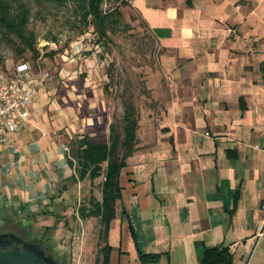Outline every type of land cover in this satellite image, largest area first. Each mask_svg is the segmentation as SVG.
<instances>
[{"label": "crops", "instance_id": "crops-1", "mask_svg": "<svg viewBox=\"0 0 264 264\" xmlns=\"http://www.w3.org/2000/svg\"><path fill=\"white\" fill-rule=\"evenodd\" d=\"M132 3L175 65L156 104L141 109L110 264H142L140 253L161 254L149 264H200L203 243L229 245L234 264H264V0ZM101 50L83 34L30 62V116L0 140V222L45 208L73 176L68 142L106 109Z\"/></svg>", "mask_w": 264, "mask_h": 264}, {"label": "rangeland", "instance_id": "rangeland-1", "mask_svg": "<svg viewBox=\"0 0 264 264\" xmlns=\"http://www.w3.org/2000/svg\"><path fill=\"white\" fill-rule=\"evenodd\" d=\"M13 6L24 1L29 10L28 30L37 51H20L22 43L15 33L6 34L0 26V72L22 60L35 64L62 52L66 47L92 30L88 39L96 41L91 23L83 19L82 0H6ZM219 1V0H215ZM250 0H236L235 5ZM105 10H118L117 19L104 40L101 53L105 58L107 80L103 96L106 109L92 130L107 137L110 123L120 119L124 106L122 94L133 95L139 114L145 106L156 104L161 85L172 81L174 71L171 52L159 42L132 0H103ZM90 26V27H88ZM88 27V29H86ZM86 29L85 32L81 31ZM168 55V56H167ZM75 173V170H74ZM103 178L76 180L73 176L61 183L45 208H18L8 211L0 222V232L12 231L45 247L49 254L64 264H95L104 244L101 223L96 217H82L81 208L90 207L91 199H100Z\"/></svg>", "mask_w": 264, "mask_h": 264}, {"label": "trees", "instance_id": "trees-1", "mask_svg": "<svg viewBox=\"0 0 264 264\" xmlns=\"http://www.w3.org/2000/svg\"><path fill=\"white\" fill-rule=\"evenodd\" d=\"M80 4L86 25L92 24L97 36L96 41L103 45L104 40L109 38V30L117 19L118 10L116 7L113 10H105L102 7L103 0H82ZM29 9L24 1L13 6L6 0H0V26L4 29L2 31L6 34L18 35L22 43L20 47L22 52L28 49L37 51L32 33L28 30ZM262 70L264 80V62ZM121 96L124 106L123 115L110 123L107 137L101 138L93 130L77 134L68 142L69 162L75 170L74 178L76 180L103 178L101 199L93 196L91 206L81 208L82 217H96L101 223L104 244L95 264H110L112 247L108 236L111 222L116 216L117 201L123 196L121 173L127 165L128 158L138 149L139 110L131 93L126 91ZM199 247L200 264H234V252L229 245L203 243ZM160 256L159 253H140L142 264L158 261Z\"/></svg>", "mask_w": 264, "mask_h": 264}, {"label": "built area", "instance_id": "built-area-1", "mask_svg": "<svg viewBox=\"0 0 264 264\" xmlns=\"http://www.w3.org/2000/svg\"><path fill=\"white\" fill-rule=\"evenodd\" d=\"M86 35L92 36V30ZM30 68V61L22 60L0 72V140H8L9 134L17 130L18 123L30 116L36 94L34 80L29 75ZM49 75V72H44V77Z\"/></svg>", "mask_w": 264, "mask_h": 264}, {"label": "water", "instance_id": "water-1", "mask_svg": "<svg viewBox=\"0 0 264 264\" xmlns=\"http://www.w3.org/2000/svg\"><path fill=\"white\" fill-rule=\"evenodd\" d=\"M17 243L13 248L12 245ZM18 244H23V248ZM0 264H64L36 241H27L15 232H0Z\"/></svg>", "mask_w": 264, "mask_h": 264}, {"label": "flooded vegetation", "instance_id": "flooded-vegetation-1", "mask_svg": "<svg viewBox=\"0 0 264 264\" xmlns=\"http://www.w3.org/2000/svg\"><path fill=\"white\" fill-rule=\"evenodd\" d=\"M25 240H27V241H34V240L26 239V238H25ZM16 245H17V243H14L11 248L15 247ZM18 245L21 247V249H24L23 248V244H18Z\"/></svg>", "mask_w": 264, "mask_h": 264}]
</instances>
